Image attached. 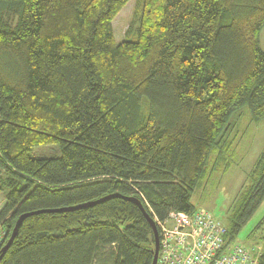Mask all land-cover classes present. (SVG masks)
Segmentation results:
<instances>
[{"label": "trees", "instance_id": "obj_1", "mask_svg": "<svg viewBox=\"0 0 264 264\" xmlns=\"http://www.w3.org/2000/svg\"><path fill=\"white\" fill-rule=\"evenodd\" d=\"M128 1L0 0V248L24 213L120 195L27 217L0 264H151V226L124 197L154 222L190 214L230 116L264 121V0H141L135 40L117 43ZM250 176L228 244L264 201V149Z\"/></svg>", "mask_w": 264, "mask_h": 264}, {"label": "rangeland", "instance_id": "obj_2", "mask_svg": "<svg viewBox=\"0 0 264 264\" xmlns=\"http://www.w3.org/2000/svg\"><path fill=\"white\" fill-rule=\"evenodd\" d=\"M141 0H129L125 7L115 16L112 21L115 42L135 40L134 31L138 28L136 13L142 8ZM260 35L261 48L264 49V28ZM226 131L216 144L213 152L226 148L228 156L216 159L212 155L207 163L206 176L203 177L191 195V201L195 210H205L222 225L228 222L231 208L240 189L251 180V172L256 161L264 149V121L254 122L249 109L246 106L233 113L229 118ZM230 142V144H227ZM30 155L36 158L54 157L59 154L56 144L48 146L32 147ZM246 185V186H247ZM5 202L4 193L0 194V211ZM193 210V211H195ZM192 211V212H193ZM264 215V201L258 207L257 212L250 221L242 228L239 234L231 240L230 246L237 243L255 248L258 253L263 252V242L257 240L259 227L254 228ZM225 226V225H224ZM253 228V229H252ZM5 229L0 226V244L3 241ZM253 235L247 236L249 233ZM3 243V242H2ZM248 243V244H247Z\"/></svg>", "mask_w": 264, "mask_h": 264}, {"label": "built area", "instance_id": "obj_3", "mask_svg": "<svg viewBox=\"0 0 264 264\" xmlns=\"http://www.w3.org/2000/svg\"><path fill=\"white\" fill-rule=\"evenodd\" d=\"M154 224L159 235L156 264H258L261 253L241 243L231 247L225 226L203 209L170 211Z\"/></svg>", "mask_w": 264, "mask_h": 264}, {"label": "water", "instance_id": "obj_4", "mask_svg": "<svg viewBox=\"0 0 264 264\" xmlns=\"http://www.w3.org/2000/svg\"><path fill=\"white\" fill-rule=\"evenodd\" d=\"M113 197H120V195L118 194H112L109 196H105L102 197L100 200L94 201V202H90L89 204H83L79 207L76 208H68V209H57V210H46V211H35V212H31V213H24V215H21L17 218L11 235L10 237L7 239L6 243L0 248V261L3 259V257L7 254L6 252L9 250V248L12 246V244L14 243V239L17 236L18 232H19V228L22 226V224L24 223V221L26 220L27 217L33 216L35 214H40V213H46V212H52V213H57V212H68L69 210H75V209H79L82 207H90V206H94L96 204H101L102 202L108 201L110 199H112ZM126 200L132 202V203H136L138 205V207L140 208L142 214H144L145 219H147L149 225L151 226L152 229V233L154 236V250L152 251L153 253V260L151 264H156L157 262V255H158V251H159V235L157 232V226L156 224H154V221L152 220V218L150 217L149 214L145 213L144 208L142 206V204L136 199V198H129V197H124Z\"/></svg>", "mask_w": 264, "mask_h": 264}, {"label": "crops", "instance_id": "obj_5", "mask_svg": "<svg viewBox=\"0 0 264 264\" xmlns=\"http://www.w3.org/2000/svg\"><path fill=\"white\" fill-rule=\"evenodd\" d=\"M264 51V49H262Z\"/></svg>", "mask_w": 264, "mask_h": 264}]
</instances>
